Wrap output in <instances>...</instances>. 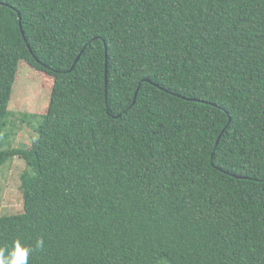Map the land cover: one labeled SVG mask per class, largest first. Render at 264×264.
Returning a JSON list of instances; mask_svg holds the SVG:
<instances>
[{
	"label": "trees",
	"instance_id": "obj_1",
	"mask_svg": "<svg viewBox=\"0 0 264 264\" xmlns=\"http://www.w3.org/2000/svg\"><path fill=\"white\" fill-rule=\"evenodd\" d=\"M20 63L52 87L0 256L264 264V0H0V139Z\"/></svg>",
	"mask_w": 264,
	"mask_h": 264
},
{
	"label": "rangeland",
	"instance_id": "obj_2",
	"mask_svg": "<svg viewBox=\"0 0 264 264\" xmlns=\"http://www.w3.org/2000/svg\"><path fill=\"white\" fill-rule=\"evenodd\" d=\"M52 79L20 63L12 86L0 150L30 149L37 128L44 118L50 98ZM18 157L0 167V217L23 213L20 176L28 172Z\"/></svg>",
	"mask_w": 264,
	"mask_h": 264
},
{
	"label": "clouds",
	"instance_id": "obj_3",
	"mask_svg": "<svg viewBox=\"0 0 264 264\" xmlns=\"http://www.w3.org/2000/svg\"><path fill=\"white\" fill-rule=\"evenodd\" d=\"M39 244L42 245V241ZM30 251L17 243L7 257L0 256V264H27Z\"/></svg>",
	"mask_w": 264,
	"mask_h": 264
},
{
	"label": "water",
	"instance_id": "obj_4",
	"mask_svg": "<svg viewBox=\"0 0 264 264\" xmlns=\"http://www.w3.org/2000/svg\"><path fill=\"white\" fill-rule=\"evenodd\" d=\"M19 29H20V33H21L22 38L25 40V38H24V34H23V31H22L21 26H20V23H19ZM79 57H80V55L76 58V60H75V62H74V64H73V66L71 67V70L74 68L75 64L78 62ZM105 75H106V74H105ZM135 99H136V94H135V96H134L133 104H134V102H135ZM216 144H218V140H217Z\"/></svg>",
	"mask_w": 264,
	"mask_h": 264
}]
</instances>
